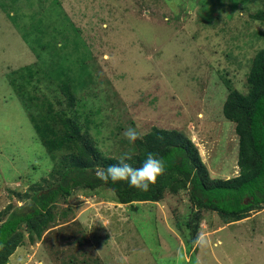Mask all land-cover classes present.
<instances>
[{"label":"rangeland","instance_id":"1","mask_svg":"<svg viewBox=\"0 0 264 264\" xmlns=\"http://www.w3.org/2000/svg\"><path fill=\"white\" fill-rule=\"evenodd\" d=\"M260 9L264 0H0V224L59 178L10 85L28 66L32 113L44 98L74 113L104 156L133 152L129 126L139 137L176 130L210 180L237 176L238 137L222 108L230 89L246 93L264 47V22L251 18ZM60 64L77 84L71 111L45 76ZM161 195L119 204L109 188L76 191L51 209L40 238L22 227L6 264H264V208L226 223L169 180Z\"/></svg>","mask_w":264,"mask_h":264},{"label":"trees","instance_id":"2","mask_svg":"<svg viewBox=\"0 0 264 264\" xmlns=\"http://www.w3.org/2000/svg\"><path fill=\"white\" fill-rule=\"evenodd\" d=\"M251 18L264 22V9L257 10ZM69 70V66L60 64L47 71L45 76L56 83L71 111L76 105L77 84ZM36 74L31 66L21 68L19 74L10 80V85L28 112L40 142L53 158L52 173L59 178L51 186L34 193L28 205L12 209L0 224V264H6L15 249L24 243L23 226L29 233L30 242L34 237L40 238L53 219L51 209L59 200L80 190L109 188L119 204L157 203L162 199V189L169 180L172 188L187 191L196 209L216 212L226 223L242 220L250 211L264 208V47L251 60L246 93L230 89L222 108L224 117L235 124L238 137L237 176L228 180H210L190 139L176 130L153 127L134 142L128 161L139 167L148 153L165 161V171L147 191L129 186L127 181L105 183L95 176L98 169L120 160L106 157L99 151L88 132L87 123L79 122L74 113L70 117L67 111L57 110L53 102L45 98L36 107L37 112L32 113L34 98L26 93L25 85Z\"/></svg>","mask_w":264,"mask_h":264},{"label":"clouds","instance_id":"3","mask_svg":"<svg viewBox=\"0 0 264 264\" xmlns=\"http://www.w3.org/2000/svg\"><path fill=\"white\" fill-rule=\"evenodd\" d=\"M124 136L129 142H135L140 133L134 127L129 126L124 131ZM131 156H125L118 163L111 164L107 168H100L95 176L107 183L127 181L129 186L141 191H147L150 185L154 184L157 177L165 171V161L153 153H148L141 166L134 167L128 161ZM195 243H204L203 237H198Z\"/></svg>","mask_w":264,"mask_h":264}]
</instances>
